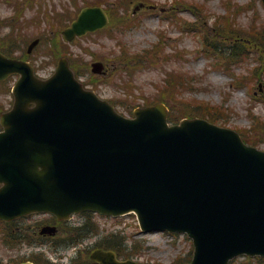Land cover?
<instances>
[{"label":"water","instance_id":"1","mask_svg":"<svg viewBox=\"0 0 264 264\" xmlns=\"http://www.w3.org/2000/svg\"><path fill=\"white\" fill-rule=\"evenodd\" d=\"M107 24L103 9L86 8L65 37ZM12 73L22 77L14 108L2 118L0 218L136 211L146 231L189 232L192 264L264 255V153L245 147L235 132L204 121L170 127L159 107L126 120L84 91L65 59L42 81L0 54V79ZM97 256L105 264H136L118 263L113 252Z\"/></svg>","mask_w":264,"mask_h":264},{"label":"rangeland","instance_id":"2","mask_svg":"<svg viewBox=\"0 0 264 264\" xmlns=\"http://www.w3.org/2000/svg\"><path fill=\"white\" fill-rule=\"evenodd\" d=\"M67 3V0H62ZM80 5H84L87 1L95 2L96 0H79ZM116 1V0H110ZM158 7L154 13H147L146 9L134 13L133 9L136 4L128 10V13L134 16L137 24L130 29L123 31L118 28L116 32L117 39L111 38L105 33L85 38L71 46V50L75 53V57L79 61L88 62L90 65L95 61H101L106 65L107 72L105 75L99 76L101 80L98 86L89 84L88 87L96 90L98 94L109 100L117 102V109L126 116H131L128 111H133L135 107L142 106L146 103H155L158 101H169L171 112L182 115L189 110L183 99H176L168 96L166 92L160 94L159 85L163 83L165 74L168 71H181L192 76V87L189 88L184 95V99L191 104L196 100L205 101L213 106H221L227 114L224 126L233 129L250 130L254 124V119L262 118L264 121V103L258 99L262 93H257L253 98L249 92V88L234 90L231 82L233 77L224 71L203 51L201 39L187 33L185 29H179L174 25L169 15L161 14L159 9H164L166 13L174 10L173 0H151ZM185 2L198 3L203 7L202 17L209 20V26L217 19L224 15H233V11L226 7L228 0H184ZM250 0H233L231 9L236 4H248ZM141 2V0H140ZM5 3V2H4ZM46 3H54L60 5L61 1L46 0ZM258 7L262 17L264 18V6L261 1ZM198 8V7H197ZM14 13L11 5L0 4V17H10ZM28 16H32L33 12L28 11ZM253 16V12L246 11L242 14L237 23L248 25ZM179 18L196 23L197 17L191 11H183L178 15ZM211 18V19H210ZM199 24V23H198ZM27 35L26 43L36 38L37 32L40 30H25ZM167 47L169 61L165 60L164 53L156 55V61L148 63L136 73H129L121 61V52L130 49L133 53H144L147 50H153L154 46L161 40ZM13 38V37H8ZM122 45L119 46L118 43ZM25 43V44H26ZM24 44V46H25ZM10 48V45L7 46ZM42 48L36 53L39 64L45 57ZM177 51H182L181 57H175ZM97 58V59H96ZM249 64L238 67L236 73L245 74ZM54 70L40 69L38 73L41 76H49ZM89 72L83 76L82 80L86 83L89 81ZM264 79V77H263ZM16 80V78H15ZM107 81V83H104ZM13 84V81L11 85ZM0 101L4 103L6 108H10L12 104V95L0 90ZM122 102V103H121ZM166 102V101H165ZM186 109V110H185ZM255 137L259 136L258 130H252ZM264 150V141L259 146ZM82 222L91 223L93 228L97 229L92 238L88 237L82 242V247L94 241L99 236H107L106 244H112L119 249L122 257H134L143 264H177L180 260L192 256L194 247L192 240L183 234H144L138 225L135 215H126L118 218H98L95 215L81 217ZM1 233V232H0ZM99 234V235H98ZM93 235V233H92ZM77 236L72 233L66 237V242L56 246L61 255L67 253L74 254V249L63 251L66 243H70L69 239ZM60 241V238L57 239ZM87 246V245H85ZM46 254L54 255V249L46 247ZM9 255L0 238V258H6ZM57 255V253H56ZM81 263V262H80ZM233 264H264L262 259L256 260L252 258L247 260L245 256L237 258Z\"/></svg>","mask_w":264,"mask_h":264},{"label":"flooded vegetation","instance_id":"3","mask_svg":"<svg viewBox=\"0 0 264 264\" xmlns=\"http://www.w3.org/2000/svg\"><path fill=\"white\" fill-rule=\"evenodd\" d=\"M54 224H56V220L53 217H50ZM43 223L41 216H32L27 218L20 223L22 225V231L25 233L26 230L30 232L31 236L34 238H39L37 234V227ZM43 240V237H40Z\"/></svg>","mask_w":264,"mask_h":264},{"label":"trees","instance_id":"4","mask_svg":"<svg viewBox=\"0 0 264 264\" xmlns=\"http://www.w3.org/2000/svg\"><path fill=\"white\" fill-rule=\"evenodd\" d=\"M262 41V44L264 45V39L263 40H260ZM174 116H172V119H173ZM174 120H177V118H174Z\"/></svg>","mask_w":264,"mask_h":264}]
</instances>
